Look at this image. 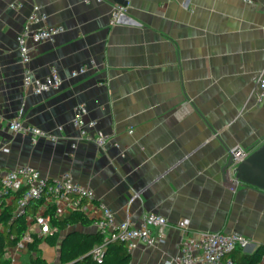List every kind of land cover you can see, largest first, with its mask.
Masks as SVG:
<instances>
[{
	"label": "crops",
	"instance_id": "1",
	"mask_svg": "<svg viewBox=\"0 0 264 264\" xmlns=\"http://www.w3.org/2000/svg\"><path fill=\"white\" fill-rule=\"evenodd\" d=\"M18 2L15 8V0L0 1V177L22 165L50 181L70 173L117 223L166 218L164 243H139L129 264H175L183 220L190 222L187 235L241 234L252 241L249 252L264 245V191L240 184L233 193L223 176L229 151L264 144L257 88L264 75V0H128L124 20L114 26L117 0ZM35 6L47 16L39 26L61 30L31 51L37 78L56 67L63 79L59 91L42 95L24 87L17 45ZM91 62L95 68L71 77ZM81 104L86 120L107 136L104 148L80 139L72 125ZM21 109L31 126L53 135L63 127L58 140L33 144L11 131ZM18 199L10 197L3 213L12 209L15 216ZM95 204L82 210L90 220L99 216ZM36 205L28 204V219ZM73 228L96 233L92 225ZM44 245L47 252L55 248Z\"/></svg>",
	"mask_w": 264,
	"mask_h": 264
},
{
	"label": "built area",
	"instance_id": "2",
	"mask_svg": "<svg viewBox=\"0 0 264 264\" xmlns=\"http://www.w3.org/2000/svg\"><path fill=\"white\" fill-rule=\"evenodd\" d=\"M96 1L101 2V0ZM122 1L127 2L128 0ZM245 1L250 2L251 0ZM20 6V2L15 0L14 7L19 8ZM126 13L127 5L117 1L111 12L110 24L114 26L122 23ZM46 21L47 16L41 14L40 8L35 6L26 26L17 36L18 51L24 66L23 85L35 95L59 91L63 86V79L60 77L56 67H51L49 75L40 80L35 76L30 66L31 51L41 42L52 41L61 32L60 28L45 25L39 26L41 23L45 24ZM34 25H38V27H32ZM95 67V63L91 62L90 66H84L78 71H73L71 77L74 78L80 74H85ZM257 88L258 100L262 101L264 99L263 74L257 81ZM88 113L89 111L85 104L76 106L72 125L78 131L80 139L104 148L108 143L107 136L101 131H95L97 121H87L86 116ZM23 116L24 111L21 109L19 116L8 124L11 131L31 137L33 144H37L41 138L53 141L58 140V135L62 132L63 127H58L59 134L53 135L26 123ZM2 119L3 115L0 112V121ZM243 158L244 156L238 154L234 165L227 171L228 188L233 193L237 191L238 186L241 184L236 179L235 169ZM20 191H23V195L18 199L16 215L25 214L28 231L16 247L6 249L5 256L10 260L11 264H23L21 253H27L28 247L35 237L45 239L59 230L52 225L51 218L47 215L48 209L54 208L58 216L64 217L76 211L84 210L85 205H93L96 200L94 191L74 181L70 173H64L58 179L50 181L34 167L22 165L0 177V218L7 200ZM32 201L39 203L38 210L33 218L28 219L27 206ZM95 211L99 213V216L93 217L92 226L97 233H101L104 236V243L95 247L90 253L98 263L102 262L106 245L109 241H123L127 243L130 251L136 249L139 243L154 246L164 243L166 231L170 226L168 220L159 214H150L143 219L140 225H137L132 220L117 223L113 211L103 203L95 204ZM189 224V220H183L178 223V228L181 230L182 235L185 236L181 241L180 255L174 259L175 264H234L230 255L238 249L249 252L252 246V241L241 234L194 232L191 235H187ZM33 226L36 228L31 230ZM34 257L36 258L35 254ZM263 261L264 258L260 264H263Z\"/></svg>",
	"mask_w": 264,
	"mask_h": 264
},
{
	"label": "trees",
	"instance_id": "3",
	"mask_svg": "<svg viewBox=\"0 0 264 264\" xmlns=\"http://www.w3.org/2000/svg\"><path fill=\"white\" fill-rule=\"evenodd\" d=\"M248 186V185H247ZM23 195V191L16 194L17 198ZM38 210V205L34 207ZM0 218V264H11L6 258V249L14 248L24 238L28 230L26 217H19L12 214V209H7ZM51 218V223L59 230L45 239L35 237L29 245L27 253L30 254L29 264H48L42 256L40 245L46 243L50 247L60 246L61 264H129L131 261V251L127 243L123 241H109L106 245L105 254L101 263L95 261L90 255L91 251L104 243V236L101 233H84L77 231L65 236V233L73 230L74 226L88 227L92 225L83 211H76L64 217L56 214L54 208L47 211ZM64 235V238H63ZM36 255V258L34 257ZM230 257L234 264H260L264 258V245L257 247L254 251L245 252L240 249L234 251Z\"/></svg>",
	"mask_w": 264,
	"mask_h": 264
},
{
	"label": "water",
	"instance_id": "4",
	"mask_svg": "<svg viewBox=\"0 0 264 264\" xmlns=\"http://www.w3.org/2000/svg\"><path fill=\"white\" fill-rule=\"evenodd\" d=\"M119 2L127 5V2L122 0H117ZM230 160L226 167L224 168V178L227 177V171L234 165L237 155L244 156L243 160L236 167V179L239 180L241 184L255 187L264 191V144L259 148L252 147L248 151H243L241 149H234L229 151ZM25 214L19 215V217H24ZM80 230H70L65 233V236L75 233ZM64 238V237H63Z\"/></svg>",
	"mask_w": 264,
	"mask_h": 264
},
{
	"label": "rangeland",
	"instance_id": "5",
	"mask_svg": "<svg viewBox=\"0 0 264 264\" xmlns=\"http://www.w3.org/2000/svg\"><path fill=\"white\" fill-rule=\"evenodd\" d=\"M93 230H96L93 228ZM89 232V229H88ZM47 247V245H44V248ZM48 249V248H47ZM50 249V248H49ZM42 256L45 257L47 262L49 264H61V258H60V246L55 247L54 249L49 250H42ZM21 261L23 264H29L30 262V254L28 253H21Z\"/></svg>",
	"mask_w": 264,
	"mask_h": 264
}]
</instances>
